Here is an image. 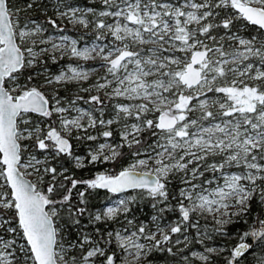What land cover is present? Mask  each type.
<instances>
[{
	"label": "snow or ice",
	"instance_id": "snow-or-ice-1",
	"mask_svg": "<svg viewBox=\"0 0 264 264\" xmlns=\"http://www.w3.org/2000/svg\"><path fill=\"white\" fill-rule=\"evenodd\" d=\"M0 264H264V0H0Z\"/></svg>",
	"mask_w": 264,
	"mask_h": 264
},
{
	"label": "trees",
	"instance_id": "trees-1",
	"mask_svg": "<svg viewBox=\"0 0 264 264\" xmlns=\"http://www.w3.org/2000/svg\"><path fill=\"white\" fill-rule=\"evenodd\" d=\"M104 196H105V193H100V198H99V200L97 201V203H99V202H101V201H103V199H104Z\"/></svg>",
	"mask_w": 264,
	"mask_h": 264
}]
</instances>
